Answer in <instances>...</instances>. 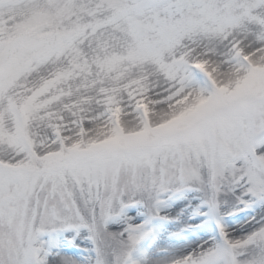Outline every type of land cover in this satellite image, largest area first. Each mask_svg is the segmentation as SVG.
<instances>
[{
    "label": "snow or ice",
    "instance_id": "6c2138e0",
    "mask_svg": "<svg viewBox=\"0 0 264 264\" xmlns=\"http://www.w3.org/2000/svg\"><path fill=\"white\" fill-rule=\"evenodd\" d=\"M0 264H264V0H0Z\"/></svg>",
    "mask_w": 264,
    "mask_h": 264
}]
</instances>
